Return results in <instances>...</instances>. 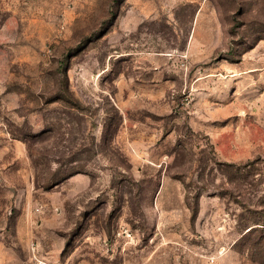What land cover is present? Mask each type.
<instances>
[{"label":"rangeland","instance_id":"rangeland-1","mask_svg":"<svg viewBox=\"0 0 264 264\" xmlns=\"http://www.w3.org/2000/svg\"><path fill=\"white\" fill-rule=\"evenodd\" d=\"M0 264H264V0H0Z\"/></svg>","mask_w":264,"mask_h":264}]
</instances>
